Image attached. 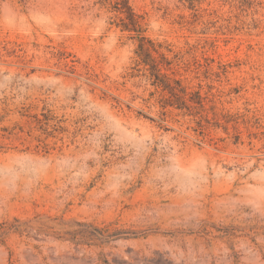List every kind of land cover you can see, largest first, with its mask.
Returning <instances> with one entry per match:
<instances>
[{"label": "rangeland", "instance_id": "374dc122", "mask_svg": "<svg viewBox=\"0 0 264 264\" xmlns=\"http://www.w3.org/2000/svg\"><path fill=\"white\" fill-rule=\"evenodd\" d=\"M0 264H264V0H0Z\"/></svg>", "mask_w": 264, "mask_h": 264}]
</instances>
